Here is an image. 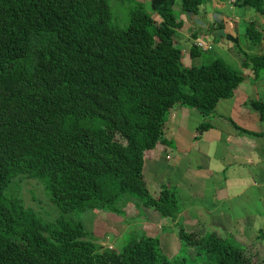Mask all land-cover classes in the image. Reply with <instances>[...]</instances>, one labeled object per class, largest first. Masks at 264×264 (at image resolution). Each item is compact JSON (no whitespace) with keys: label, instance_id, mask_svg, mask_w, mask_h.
<instances>
[{"label":"trees","instance_id":"1","mask_svg":"<svg viewBox=\"0 0 264 264\" xmlns=\"http://www.w3.org/2000/svg\"><path fill=\"white\" fill-rule=\"evenodd\" d=\"M203 3L180 0L191 14ZM174 4L136 5L118 27L109 0H0V264H258L233 236L178 224L174 187L161 185L156 197L146 187L144 153L164 141L171 109L213 114L244 79L220 58L183 65ZM237 6L264 14V0ZM245 36L253 49L264 33L250 22ZM240 52L260 77L264 56ZM201 55L190 47L191 58ZM251 105L264 122V103ZM23 178L42 186L59 212L50 207L53 220L25 205ZM129 204L134 218L143 206L175 221L190 257L167 258L145 233L129 234L120 250L103 246L78 219L101 212L126 220Z\"/></svg>","mask_w":264,"mask_h":264},{"label":"crops","instance_id":"2","mask_svg":"<svg viewBox=\"0 0 264 264\" xmlns=\"http://www.w3.org/2000/svg\"><path fill=\"white\" fill-rule=\"evenodd\" d=\"M225 9L230 13H224ZM205 16H210L209 20L205 21ZM188 18L190 23H187L184 17H179L182 26L174 35L177 47L181 49L184 42L191 47L192 43L199 39L197 34H202L205 36V41L203 38L200 39L201 41L222 49L226 53L227 60L234 61L243 69L250 70V73L243 76V81L236 88L237 97L234 94L230 99L221 100L213 114L203 116L195 109L173 107L165 122V127L170 123L171 135L163 138L164 141L158 143L152 150L145 152L143 169L146 165L149 173L163 171L171 175L177 169L179 178L175 180L177 182L174 186L177 198V188L183 183L192 184L198 181L200 203L195 205L192 203L180 210L191 214L192 219L188 222L198 220L199 223L210 222V227L204 229H213V231L205 230L204 234L220 230L222 233L225 232L224 235H239L238 241L246 247L251 241L258 244L262 242L263 246L264 125L262 124L264 122L261 121L259 114L255 115L251 102L259 100L264 103V71L255 79L251 68L243 67L244 57L240 51L245 54L264 56V38L253 49L250 48L248 41L244 48L239 46L237 41L240 27L244 29L246 20L248 23L253 22L256 28L264 33V14L238 6L228 7L223 0H204L198 13ZM189 24L191 26L187 28ZM197 26L201 30L198 31ZM224 37L227 40L224 41ZM189 52L190 49L184 54V50L181 49L182 58L186 55L188 61L190 60V62L187 61L189 65H192L196 58V62L199 63L198 58L204 54L191 58ZM193 110L196 115H193ZM190 117L196 123L190 121L188 119ZM186 123H192L191 129L195 134L191 136L195 139V142H192L195 144L193 147H187L183 141L178 142V133L173 132L175 127L184 128L183 125ZM206 123L210 127L197 134V127ZM175 142L178 152L172 154L167 150V145ZM165 183L169 182H163L160 186L169 185ZM197 192L190 194H197ZM243 198H246L244 203L240 201ZM204 213L207 217L205 221H202ZM136 217L140 218L137 221L138 225L145 224L141 216L136 215ZM254 228H259V233H255ZM243 239L246 244L241 242Z\"/></svg>","mask_w":264,"mask_h":264},{"label":"rangeland","instance_id":"3","mask_svg":"<svg viewBox=\"0 0 264 264\" xmlns=\"http://www.w3.org/2000/svg\"><path fill=\"white\" fill-rule=\"evenodd\" d=\"M139 4L143 5L147 10H149L150 8V0H109V5L111 9L110 24L118 27L127 26L128 13L130 9ZM226 9L223 11L224 13L228 12V10L226 11ZM174 11L175 14L178 16V18L184 17L186 22L190 23L188 16L193 14H188L184 12L181 8V4L179 0H175ZM209 17L210 16L208 17L205 16L206 19L204 20L205 21H207V19L209 20ZM247 25H248V21L246 20V25L244 26V29L240 27V31H239L237 42L239 46H241L242 48L245 47L247 42L244 31L246 30ZM190 26L191 24H189L186 27L189 28ZM197 28L198 31L201 30L199 26H197ZM216 32H217L216 34L218 35V31ZM176 38L177 35L175 36V39ZM201 38H203L205 41V36L198 33L197 39L201 41L200 40ZM225 40H227V38L224 37V41ZM181 49L184 50V54H185V52L189 51L190 45L187 42H184L181 45ZM219 50H220L219 48L213 47L211 51L204 53L200 58H198V60H200L199 63L196 62L197 58L194 59L193 64L198 65L203 62L208 63V61L214 58H220L238 74L246 76L247 73H250V70L243 69L239 67L234 61L227 60L226 53L222 51V49L220 51ZM187 61H188V57H186V55H183L182 63L184 66H190L187 63ZM188 62H190V60ZM236 95L237 93L235 94V96ZM194 111L195 110H193L192 113L193 115H196L195 114L196 112ZM253 111L255 115L258 116V112L255 109ZM188 119L193 123L195 122L191 117ZM191 125L192 123L190 124L186 123V125H183L184 128L175 127L173 129V132L178 133V137H177L178 142L183 141L187 147L195 146V144H192V142H195V139H192L191 136L195 134L194 131L191 129ZM196 126L197 125H195V127ZM200 132L201 131H197L196 129L197 134H200ZM170 135H171L170 123H168L167 126L164 127L162 137L168 138ZM255 135L257 134L255 133ZM175 145L176 142L174 144L167 145V150L172 154H177L178 152L177 147ZM145 168L143 169L144 180L146 182V187L148 191L153 197H156L159 194L160 184H162L163 182H169L165 184H169L174 187L177 182L175 180L179 178L178 175L179 171L177 169H175L173 171V174L171 175L163 171H161V173L159 172L149 173L146 165ZM199 186L200 185L198 181H195L192 184L183 183L181 187L177 188L179 206L181 209L191 205L192 203L194 205L200 203L199 191H198ZM17 188L19 190L22 199L24 200L25 205L31 209H35L34 211L37 213L38 216L42 218V220L51 221L58 215L59 213L58 209H56V207L53 204L48 202L44 192L42 191V186L37 181L23 178V180L21 179L19 181ZM191 192H197V194H190ZM212 200L214 201V199ZM245 200L246 198H243L240 201L244 203ZM135 201L136 203H138L137 200ZM50 207H52L54 212L56 213V216L53 218L52 215L50 214ZM124 210L126 211V217H125L126 220L111 213H101V212L98 214H94V212L92 214H87V213H84V215L79 214L78 219L82 221L84 229L89 233V235L94 236L95 238L94 240H97L96 242L98 244H101L103 246H108L116 250H120L123 247L129 234L141 235L145 233L146 235L153 236L160 240L161 250L163 254L169 259L182 258L184 256L188 258V256L190 257L189 253L194 252L193 248L188 247L186 248V250L183 248L178 236L179 226L172 219L161 218L160 214L155 210H153V208L140 206V208L137 210L138 211L137 216H141V218L145 221V224L138 225L139 223H137V221L140 220V218L133 217L135 215L132 205L131 204L127 205ZM205 211L206 213L208 212L207 209ZM184 212L183 210H180V212L178 213L177 223L181 224L186 231L195 232L199 236L204 235L205 230L213 231V229H204L210 227V222L199 223V220L188 222L192 219V216L190 213L187 214ZM206 213L202 214V221H205L204 219L207 217ZM123 231L125 232L122 233ZM254 232L259 233V228H254ZM214 233H217L218 235H222V234L224 235L225 232L222 233L219 230L218 232H214ZM232 236L236 240H238L237 238L239 237V235H232ZM241 242L243 244H246V241L244 239L241 240ZM250 245L253 246L247 247L248 252L251 255L255 256V259L258 264H264V245L262 246V242H259L258 244L255 241H251L250 243H248V246Z\"/></svg>","mask_w":264,"mask_h":264},{"label":"built area","instance_id":"4","mask_svg":"<svg viewBox=\"0 0 264 264\" xmlns=\"http://www.w3.org/2000/svg\"><path fill=\"white\" fill-rule=\"evenodd\" d=\"M225 1V3L227 4V5H229V6H233L236 2H237V0H224ZM194 45L198 48V49H200V50H202V51H206V50H209V49H211V45L210 44H204V43H202V42H195L194 43Z\"/></svg>","mask_w":264,"mask_h":264},{"label":"clouds","instance_id":"5","mask_svg":"<svg viewBox=\"0 0 264 264\" xmlns=\"http://www.w3.org/2000/svg\"><path fill=\"white\" fill-rule=\"evenodd\" d=\"M180 1V0H179ZM223 2H224V4L226 5V6H228V7H231V8H234V7H236V3L238 2V0H237V2L233 5V6H229V5H227L226 3H225V1L223 0ZM175 5V4H174ZM173 9H174V7H173ZM191 14V13H190ZM195 42H197V40H195L193 43H192V45H194V43ZM198 42H202V43H204L203 41H199L198 40ZM204 44H210L211 45V49H209V50H206V51H202V50H200V49H198L195 45V47L199 50V51H201V53H207V52H209V51H211L212 50V44L211 43H204ZM190 53V52H189ZM248 55H250V54H248ZM191 66V65H190ZM165 127V126H164ZM198 129V128H197ZM164 130V129H163ZM164 138V137H163ZM152 150V149H151ZM148 151H150V150H148ZM147 152V151H146ZM145 154V153H144ZM238 241V240H237ZM239 242V241H238ZM240 243V242H239ZM257 243V242H256ZM244 246V245H243ZM253 245H250V246H247V247H252ZM246 247V246H245ZM246 247V248H247Z\"/></svg>","mask_w":264,"mask_h":264}]
</instances>
